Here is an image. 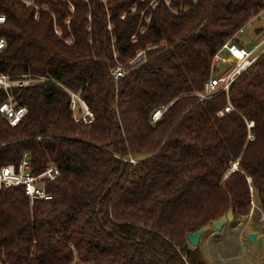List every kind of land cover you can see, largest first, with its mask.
<instances>
[{
    "label": "trees",
    "instance_id": "1",
    "mask_svg": "<svg viewBox=\"0 0 264 264\" xmlns=\"http://www.w3.org/2000/svg\"><path fill=\"white\" fill-rule=\"evenodd\" d=\"M263 9L264 0H0V73L46 78L10 90L27 113L14 127L0 116V168L28 153L33 173L60 171L49 200L0 193V264H205L188 233L229 208L241 216L255 201L264 211V51L227 94L193 96L213 55ZM66 91L91 124L74 121Z\"/></svg>",
    "mask_w": 264,
    "mask_h": 264
},
{
    "label": "built area",
    "instance_id": "2",
    "mask_svg": "<svg viewBox=\"0 0 264 264\" xmlns=\"http://www.w3.org/2000/svg\"><path fill=\"white\" fill-rule=\"evenodd\" d=\"M259 21L262 24V32L257 34L256 41L250 48H240L236 44L226 42L213 55L211 62V76L204 83L199 92L193 94L199 101L211 98L218 93H228L229 87L233 80L244 72L250 65L254 63L256 58L264 50V12L259 14ZM5 23V16L0 14V26ZM246 31L251 34V23L244 25L239 32ZM6 48V42L0 38V52ZM139 56V55H138ZM141 58L137 57L130 63L138 62ZM217 68L214 69V68ZM219 69V70H218ZM125 71L123 66H115L110 71V76L114 80L123 77ZM46 81V78L31 75H22L17 78H11L8 75L0 73V90L6 94V99L0 103V116L10 127L16 126L19 121L26 115L27 109L25 106L15 101L11 95V89H22L33 85H39ZM70 97L69 108L72 112L75 122L83 124H91L93 122V114L89 111L85 103L80 99L78 94L66 91ZM76 104L81 108V113L76 114ZM158 109L153 112L151 120L155 122L165 110ZM232 107L225 106L216 114L218 117L230 112ZM252 124H248L251 127ZM249 138H252L251 136ZM60 175L59 169L54 165H48L41 171L33 173L29 154L24 153L20 162L17 165L8 164L0 168V193L11 188H20L24 196L28 199L29 204L35 201H44L51 198L47 187L51 182H54Z\"/></svg>",
    "mask_w": 264,
    "mask_h": 264
},
{
    "label": "rangeland",
    "instance_id": "3",
    "mask_svg": "<svg viewBox=\"0 0 264 264\" xmlns=\"http://www.w3.org/2000/svg\"><path fill=\"white\" fill-rule=\"evenodd\" d=\"M165 1V0H164ZM168 6V4H167ZM264 12V9L261 10L256 16L250 18L247 23H251L252 33L248 34L246 31L239 32L241 27L230 39L228 42L236 41L237 46L240 48L248 49L256 41L257 34L262 32V24L259 21V14ZM246 23V24H247ZM245 24V25H246ZM258 31V33L256 32ZM264 51V50H263ZM139 55V56H138ZM137 57H144L143 52L138 53ZM115 66H122L119 63L115 62ZM214 69L217 70L215 67ZM219 70V69H218ZM76 114L81 113V108L76 104V109H74ZM73 117V115H72ZM253 199V198H252ZM224 215V214H223ZM220 216L219 218L223 217ZM217 218V219H219ZM227 223V224H226ZM212 228L213 233H206L199 238L198 245L196 249L199 251V254L205 264H210L206 254H203L202 247L208 241L213 243V246L218 249L220 253L216 254V263L222 264L225 262H236L239 257L247 253L255 254L258 252L262 261H264V248L258 249L256 244H252L247 239V234L249 232H255L258 236L262 237L264 241V211L258 207L257 203L251 202L247 211L241 216H234L232 221H227L220 229H214L210 222L201 227L203 232L207 231L208 228ZM218 235V237H212ZM207 241V242H206ZM249 249V250H248Z\"/></svg>",
    "mask_w": 264,
    "mask_h": 264
},
{
    "label": "water",
    "instance_id": "4",
    "mask_svg": "<svg viewBox=\"0 0 264 264\" xmlns=\"http://www.w3.org/2000/svg\"><path fill=\"white\" fill-rule=\"evenodd\" d=\"M236 169V164H234L232 166V168L229 170V172H232ZM234 219V215H233V212H232V209L229 208L223 215V217L219 218V219H216V220H213L210 222L211 226L214 228V229H220L223 224L227 221H232ZM202 228L192 232V233H188L186 235V240L188 242V244L191 246V247H194L196 248L197 245H198V241H199V238L202 236ZM247 239L249 240V242H251L252 244H256L257 248L258 249H263L264 248V241L262 239V237L258 236L255 232H249L247 234Z\"/></svg>",
    "mask_w": 264,
    "mask_h": 264
},
{
    "label": "bare ground",
    "instance_id": "5",
    "mask_svg": "<svg viewBox=\"0 0 264 264\" xmlns=\"http://www.w3.org/2000/svg\"><path fill=\"white\" fill-rule=\"evenodd\" d=\"M209 232L211 234L213 233V230L210 227L207 229V231H206V229H205L204 232L202 231V236L204 234H206V233H209ZM212 237H218V235L217 236L214 235ZM215 250H216L217 253H220L218 251V249H216L213 246V243H210L209 241L207 243H205L203 245V247H202V251H203L202 253L206 254L210 264H217L216 263L217 258H216ZM262 260H263V258H261L260 255L258 254V252H256L255 254L247 253L245 255H242L241 258L239 257V259L236 262H232V263L231 262H228V263L225 262V263H222V264H264V261H262Z\"/></svg>",
    "mask_w": 264,
    "mask_h": 264
}]
</instances>
